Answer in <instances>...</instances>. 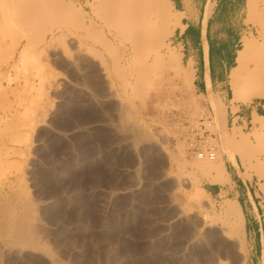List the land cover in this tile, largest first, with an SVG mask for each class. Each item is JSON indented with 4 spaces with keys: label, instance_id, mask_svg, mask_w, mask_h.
<instances>
[{
    "label": "rangeland",
    "instance_id": "rangeland-1",
    "mask_svg": "<svg viewBox=\"0 0 264 264\" xmlns=\"http://www.w3.org/2000/svg\"><path fill=\"white\" fill-rule=\"evenodd\" d=\"M44 1L0 0V264H251L245 219L222 213L232 194L204 193L212 161L189 151L190 134L216 136L224 184V158L237 157L264 191V117L229 131L225 105L195 93L174 33L154 40L162 23L138 48L98 3ZM241 2L226 25L248 47V103L264 89V0ZM173 9L167 33L184 16Z\"/></svg>",
    "mask_w": 264,
    "mask_h": 264
},
{
    "label": "crops",
    "instance_id": "crops-1",
    "mask_svg": "<svg viewBox=\"0 0 264 264\" xmlns=\"http://www.w3.org/2000/svg\"><path fill=\"white\" fill-rule=\"evenodd\" d=\"M194 1L195 8L189 10L188 0H171L177 12L185 13L174 37L183 61L194 72V91L206 99L211 109L212 98L225 105L229 131L253 129L256 121L264 116V89L248 103H232L234 93L230 84V74L237 66V55L241 50L238 48L243 45V37L226 23L233 14L242 12L243 0ZM209 5H213L212 14L206 18ZM224 167L230 184L205 182L202 189L213 199L222 200V195L227 193L233 198L227 196L225 199L239 202L245 219L246 238L250 242L251 264H264V191L243 176L245 171L237 157L224 158Z\"/></svg>",
    "mask_w": 264,
    "mask_h": 264
},
{
    "label": "bare ground",
    "instance_id": "bare-ground-1",
    "mask_svg": "<svg viewBox=\"0 0 264 264\" xmlns=\"http://www.w3.org/2000/svg\"><path fill=\"white\" fill-rule=\"evenodd\" d=\"M27 1V0H26ZM36 1V0H35ZM42 4L45 2L44 0H42ZM50 1V0H48ZM53 0H51L52 2ZM56 1V0H55ZM60 1V0H59ZM64 1V0H63ZM88 4H91L93 5L92 1L95 2V3H98V6H99V10L103 12V17L105 19V23H107L110 27H114L115 29H117V31L122 35V37H124L125 39L129 38V40H133L134 44L138 46H142L144 45L145 43V39L148 37V36H152V30L153 28L155 27V25H157V23H162L163 25H161L162 29H158V31L155 33H153V37H154V40L156 42H161L162 39L164 38V36H168L167 34H173L174 31H170L167 33V26H169L171 24V21H170V12H171V9L174 7L171 0H86ZM257 0H249V4L252 6L254 3H256ZM19 2V1H18ZM29 2V1H28ZM32 2V1H30ZM58 2V1H56ZM20 3V2H19ZM38 3V2H37ZM41 3V1L39 2ZM54 3V2H53ZM31 4V3H30ZM35 4V3H34ZM47 4H50V3H47ZM66 3H60L58 4L59 7L61 8H65L67 9L66 10V13L68 14L69 11H72L71 10H68L67 5H64ZM29 5V4H28ZM39 5V4H38ZM45 5V4H44ZM87 5V4H86ZM19 6H21L19 4ZM66 6V7H64ZM249 6V5H248ZM47 8L50 7V6H46ZM70 7V6H68ZM95 7V6H94ZM21 8V7H20ZM24 8V6H23ZM53 8V7H51ZM57 8V7H56ZM60 8V9H61ZM71 8V7H70ZM19 9V8H17ZM25 9V8H24ZM29 9V8H28ZM27 9V10H28ZM57 8V10H60ZM62 9V10H63ZM64 9V10H65ZM212 9H213V5H209L207 7V12H206V18H208L211 14H212ZM23 10V9H22ZM21 10V11H22ZM34 10V9H33ZM97 11V9H95ZM175 10V9H173ZM68 11V12H67ZM15 12V11H14ZM13 12V13H14ZM25 15V17H29L28 16V13L27 11H22ZM34 13V11H31ZM75 11H73L74 13ZM98 12V11H97ZM179 12V11H178ZM65 13V12H64ZM72 13V12H70ZM69 13V14H70ZM76 13L75 12V15H72L73 17H78V19L76 18L75 20H79V22H83L85 23V20L83 18V15L82 13H77V16H76ZM20 14V12H19ZM17 14V11H16V15H19ZM27 14V15H26ZM38 14V12H37ZM68 14V15H69ZM185 14V13H184ZM12 15H15L12 14ZM15 15V16H16ZM30 15H32V13H30ZM39 15V14H38ZM36 15V16H38ZM20 16L22 17V15L20 14ZM19 16V17H20ZM36 16H34L33 18H35ZM40 16V15H39ZM38 16V17H39ZM14 17V16H13ZM25 17H22V18H25ZM99 17H101L99 15ZM17 18V16H16ZM21 18V19H22ZM32 17H30L28 20L26 19L25 22H31L33 19H31ZM72 18V17H71ZM183 18V17H182ZM36 19V18H35ZM181 19V18H179ZM20 20V19H19ZM24 20V19H23ZM31 20V21H30ZM102 20V19H101ZM178 21V20H177ZM13 22V20H12ZM26 22V26L28 25V23ZM21 23H24V22H21ZM174 23V22H173ZM19 24V23H18ZM178 25H181V21L179 20L177 22ZM20 25V24H19ZM107 25V26H108ZM160 25V24H159ZM177 25V26H178ZM85 26V25H84ZM108 26V27H109ZM24 27V26H23ZM29 27V25H28ZM34 27V26H33ZM20 28H21V25H20ZM27 28V27H25ZM156 28V27H155ZM181 28V27H180ZM29 29V28H28ZM92 27L89 29L91 31ZM112 29V28H111ZM157 29V28H156ZM173 29H175L173 27ZM156 31V30H155ZM29 32V31H28ZM98 33L97 31L95 32V34ZM94 35H91V36H95ZM119 34V36H120ZM166 34V35H165ZM96 37V36H95ZM98 37V35H97ZM104 37V36H103ZM122 38V39H124ZM98 40V38H97ZM104 40V39H103ZM102 41V40H101ZM102 42H106L105 40L102 41ZM108 42V41H107ZM127 42V41H126ZM132 43V41H131ZM245 46L247 47V44L244 42ZM102 46V45H101ZM106 46V45H105ZM140 48V47H138ZM143 48V47H142ZM141 48V49H142ZM106 49V48H105ZM138 52V51H137ZM115 53V52H114ZM139 53V52H138ZM247 55H248V47L243 50V51H240L239 52V55L237 57V67L233 69L231 75H230V84H231V87L235 93L232 101L233 102H239L241 100V96H240V91H239V87H238V84H239V81H241L242 77H243V71H244V68H245V64L247 62ZM118 57V56H117ZM120 57V56H119ZM169 60L170 61H176V62H179V55L177 53H171L169 55ZM115 61V60H114ZM116 64V63H115ZM192 64V63H191ZM249 70V69H248ZM255 72V71H254ZM247 87L244 86V89L242 92H245L247 91ZM264 93V92H263ZM253 96L248 98V102H250L252 100ZM215 105V104H214ZM221 107V106H220ZM216 113L217 115H220V114H223L224 113V109L223 108H216ZM218 117V116H217ZM264 117V116H263ZM219 118V117H218ZM256 118V117H255ZM259 118V117H257ZM256 118V119H257ZM209 120H211L209 118ZM259 121V120H258ZM261 121V120H260ZM259 121V122H260ZM209 124V123H208ZM227 131V130H225ZM227 138L231 139L232 141L236 142V143H240L236 137H232V136H229L227 134H225ZM211 136V135H210ZM257 137V136H256ZM19 139V138H18ZM19 140H17L18 142ZM25 142V141H24ZM23 142V143H24ZM231 142V141H230ZM21 143V142H20ZM242 145V144H241ZM243 147V146H241ZM256 147V145H255ZM237 148V146H236ZM239 148V147H238ZM15 149V148H13ZM238 150V149H237ZM254 151V150H253ZM13 153V152H12ZM240 153V152H239ZM9 154V153H8ZM7 154V155H8ZM194 154V153H193ZM2 155V154H0ZM12 155V154H11ZM195 155V154H194ZM197 156L199 159L202 160H207V161H212V163H206L205 165L201 166L203 167V169H206L209 174H213L214 175V178L211 179V180H207V183L208 184H224L226 181H227V177H225L224 173L225 171L223 170V165L221 163V160H219V157H218V150L217 152L215 153V157L213 159H211L210 157H208V155L206 154L205 156H201V155H195ZM3 157V155L1 156ZM0 157V159H1ZM11 157V156H10ZM1 161V160H0ZM3 161V160H2ZM200 161V160H199ZM248 161V160H247ZM12 162V160H11ZM15 165V164H14ZM85 166V165H84ZM253 167V166H252ZM10 168H13V164H9V167L8 169H2L1 172L3 175H7L11 169ZM204 171V170H202ZM12 172V171H11ZM10 172V173H11ZM207 172V173H208ZM1 175V174H0ZM216 176V177H215ZM262 177V175H260V178ZM2 178V177H1ZM204 193H205V190H203ZM222 213H225L227 216L229 217H235L236 214L238 213L240 219L242 221H244V215H243V212H242V209H241V206L239 204V202H235L233 200H230V199H225L223 204H222ZM31 215V214H30ZM32 219V218H31ZM34 219V218H33ZM21 227V226H20ZM23 229V227H22ZM21 231H24L22 230ZM17 231V230H16ZM26 231V230H25ZM16 234V233H15ZM27 234V233H25ZM24 237V236H23ZM27 237V236H26ZM20 239V238H19ZM30 245V244H29Z\"/></svg>",
    "mask_w": 264,
    "mask_h": 264
},
{
    "label": "built area",
    "instance_id": "built-area-1",
    "mask_svg": "<svg viewBox=\"0 0 264 264\" xmlns=\"http://www.w3.org/2000/svg\"><path fill=\"white\" fill-rule=\"evenodd\" d=\"M206 130L200 129L193 130L190 134V148L189 151L195 155H201L202 157L206 154L208 157L213 159L215 153L218 150L217 139L215 135H211Z\"/></svg>",
    "mask_w": 264,
    "mask_h": 264
},
{
    "label": "trees",
    "instance_id": "trees-1",
    "mask_svg": "<svg viewBox=\"0 0 264 264\" xmlns=\"http://www.w3.org/2000/svg\"><path fill=\"white\" fill-rule=\"evenodd\" d=\"M238 49H240V47Z\"/></svg>",
    "mask_w": 264,
    "mask_h": 264
}]
</instances>
